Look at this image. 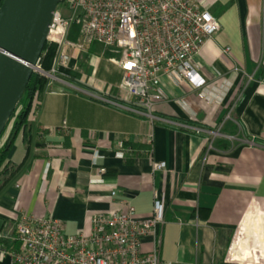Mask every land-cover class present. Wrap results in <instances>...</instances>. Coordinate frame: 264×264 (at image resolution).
Here are the masks:
<instances>
[{"label":"crops","instance_id":"1","mask_svg":"<svg viewBox=\"0 0 264 264\" xmlns=\"http://www.w3.org/2000/svg\"><path fill=\"white\" fill-rule=\"evenodd\" d=\"M212 13L221 29L194 58L206 85L162 75L151 115L135 111L103 45L72 51L62 91L45 85L8 152L19 171L0 191V264H13L22 214L89 232L95 213L125 201L151 215L155 193L166 208L162 260L264 264V0H218Z\"/></svg>","mask_w":264,"mask_h":264},{"label":"built area","instance_id":"2","mask_svg":"<svg viewBox=\"0 0 264 264\" xmlns=\"http://www.w3.org/2000/svg\"><path fill=\"white\" fill-rule=\"evenodd\" d=\"M218 0H62L49 28L47 42L56 45L50 70L37 73L47 79L51 92L62 91L67 83L62 68H68L72 51H85L99 43L111 54L110 60L122 71L120 88L125 89L135 111L151 115L164 99L161 77L167 75L194 88L206 85L195 56L206 41L221 29L212 13ZM78 26L76 40L69 38ZM230 52V47L225 48ZM209 101L206 95H201ZM38 106V105H37ZM36 106V107H37ZM12 115L7 130L13 126ZM62 131L68 132L66 121ZM199 132V129H197ZM5 136L0 141L3 145ZM123 147V145H121ZM118 154L124 156V151ZM101 155L95 152V158ZM156 170L166 162H155ZM104 170L100 169V173ZM117 190L111 191L116 196ZM122 210L99 211L91 218V230L68 234L62 220L53 216L20 215L15 227L16 246L9 252L13 264H174L160 256L165 204L155 193L153 212L137 214L125 201ZM147 237L154 248L145 251ZM3 235L0 234V239ZM0 250H4L0 244Z\"/></svg>","mask_w":264,"mask_h":264},{"label":"water","instance_id":"3","mask_svg":"<svg viewBox=\"0 0 264 264\" xmlns=\"http://www.w3.org/2000/svg\"><path fill=\"white\" fill-rule=\"evenodd\" d=\"M62 0H4L0 7V137L20 103Z\"/></svg>","mask_w":264,"mask_h":264},{"label":"trees","instance_id":"4","mask_svg":"<svg viewBox=\"0 0 264 264\" xmlns=\"http://www.w3.org/2000/svg\"><path fill=\"white\" fill-rule=\"evenodd\" d=\"M3 1L4 0H0V7ZM78 35V26H73L69 38L72 40H76ZM55 52L56 45L47 42L40 59V64L43 69H51ZM46 83L47 79L41 74L35 72L32 75L26 91L16 109L18 113L16 115L13 126L10 128V132L8 133V128H6V130L0 137V141L4 136L6 137L3 145L0 148V191L13 179V177L19 171L18 166H14L6 161L7 155L19 131L27 127L30 117L32 116L36 106L38 105V102L40 101L41 93ZM16 111L13 115H15Z\"/></svg>","mask_w":264,"mask_h":264}]
</instances>
